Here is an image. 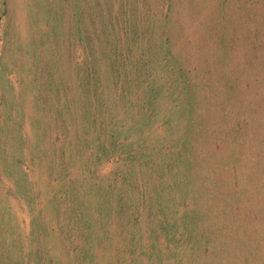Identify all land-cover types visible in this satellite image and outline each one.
<instances>
[{
    "label": "rangeland",
    "instance_id": "obj_1",
    "mask_svg": "<svg viewBox=\"0 0 264 264\" xmlns=\"http://www.w3.org/2000/svg\"><path fill=\"white\" fill-rule=\"evenodd\" d=\"M0 264H264V0H0Z\"/></svg>",
    "mask_w": 264,
    "mask_h": 264
}]
</instances>
